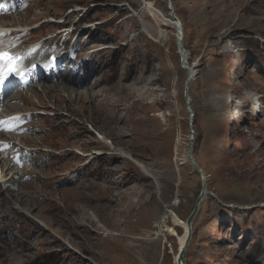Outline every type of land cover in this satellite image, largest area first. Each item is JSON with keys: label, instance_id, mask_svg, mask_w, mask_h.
Masks as SVG:
<instances>
[{"label": "rangeland", "instance_id": "rangeland-1", "mask_svg": "<svg viewBox=\"0 0 264 264\" xmlns=\"http://www.w3.org/2000/svg\"><path fill=\"white\" fill-rule=\"evenodd\" d=\"M170 1L195 69L188 103L207 191L185 264H264V102L257 117L248 114L255 94L264 97V0ZM53 19L67 28L44 24ZM169 20L168 0H30L7 21L15 30L40 26L21 37L32 62L35 45L74 29L75 62L61 60L60 76L41 86L65 84L66 64L80 63L93 67L84 86L96 87L90 99L78 87L81 98L70 104L55 86L50 99L41 86L15 97L11 112L31 113L33 130L23 139L14 132L18 142L0 162V264H175L177 238L163 230L181 235L170 215L186 221L202 184L186 159L187 73ZM84 122L112 139L114 151L98 146ZM15 153L20 161L9 158Z\"/></svg>", "mask_w": 264, "mask_h": 264}, {"label": "bare ground", "instance_id": "bare-ground-1", "mask_svg": "<svg viewBox=\"0 0 264 264\" xmlns=\"http://www.w3.org/2000/svg\"><path fill=\"white\" fill-rule=\"evenodd\" d=\"M146 7L147 8H149V11L150 12H152V9L150 8V6L148 7L147 5H146ZM151 17V16H150ZM149 17V18H150ZM153 17V16H152ZM162 21V20H161ZM163 22V21H162ZM165 22V21H164ZM167 22H169V24H171V25H173V22H172V20L170 19L169 21H167ZM168 24V23H167ZM162 25H163V23H162ZM166 25V24H165ZM164 26V25H163ZM174 26V25H173ZM182 40V39H181ZM180 44H181V46H182V43L180 42ZM183 48V47H182ZM178 50V49H177ZM178 53H179V56H180V59H181V54H180V51H178ZM185 56H186V58H185V64H186V60H187V55H186V52H185ZM83 68L84 67H81V73H80V76L79 77H70L68 80L67 79H64V78H66V75L65 76H63L62 77V80L63 81H65V84H63V83H61L59 80H60V78H58V82L57 83H53L51 86H49L48 88H47V90H48V92L47 93H44L45 95H47V99H50V98H52V97H55V95H56V93H55V90H54V86H55V88H57V92L58 93H64L65 94V97H63L64 98V100L63 101H65L67 104H70V103H72L73 101L74 102H77V101H79V98H81L80 97V94H78L76 91V89H78V87H83V88H81L82 90H83V95L85 96V98H88V99H90V90H91V87H96V83L95 82H88L85 86H84V83L86 82V76H87V74L89 73V74H92L93 73V67H88L87 68V70L85 71H83ZM191 68V71H192V74H193V78H194V75H195V72H194V67H190ZM71 75V74H70ZM98 83V82H97ZM68 86H72V87H68ZM44 88H46V87H44ZM46 90V91H47ZM80 90V89H79ZM69 94H71V96H69ZM60 96H62L61 94H59ZM94 95V94H93ZM104 95V94H103ZM83 97V96H82ZM103 97H105V96H103ZM116 97V96H115ZM17 98V97H16ZM62 101V102H63ZM54 102V101H53ZM79 103V102H78ZM108 103V102H107ZM91 104H92V102H91ZM55 105V104H54ZM105 105H106V103H105ZM58 106V105H57ZM67 106V105H66ZM70 106V105H69ZM46 107V106H45ZM71 107V106H70ZM91 107V106H90ZM93 107H94V105H93ZM103 107V106H102ZM243 107H245V104L243 105ZM69 107H67L66 109H68ZM65 109V110H66ZM70 109V108H69ZM107 110V109H106ZM107 112V111H106ZM113 113V112H112ZM111 113V114H112ZM73 115V114H72ZM104 116V115H103ZM95 143V142H94ZM133 158V157H132ZM187 159V158H186ZM188 161V160H187ZM186 161V162H187ZM189 163V162H188ZM141 164V163H140ZM144 167V166H143ZM206 191V190H205ZM207 192V191H206ZM66 196V195H65ZM142 197V196H141ZM62 201V200H61ZM68 204V203H67ZM64 209H66V214L67 215H69V213H70V211H71V208H69V207H66L65 206V208ZM83 214V213H82ZM171 220H172V223L174 224V226L175 227H179V228H181V230H182V233H181V235H177L176 233H175V230L174 229H170V228H166V230H163V232H166L167 234H170L171 236H174L175 238H177V243H178V249H177V252H176V255H175V257H174V262H175V259H176V256H177V253H178V250L183 246V244H184V241H185V238H186V234H187V225H186V222L185 221H181L174 213H171ZM165 219L167 218V217H164ZM85 221H89V220H87V219H85ZM164 223H166V220L165 221H163L162 223H161V225L162 224H164ZM161 227H163V226H161ZM175 264H176V262H175Z\"/></svg>", "mask_w": 264, "mask_h": 264}, {"label": "water", "instance_id": "water-1", "mask_svg": "<svg viewBox=\"0 0 264 264\" xmlns=\"http://www.w3.org/2000/svg\"><path fill=\"white\" fill-rule=\"evenodd\" d=\"M170 0H168V3L170 4ZM170 19L173 22V25L176 28V41H175V46L178 49V51H180L181 54V59H180V67L182 70L186 71L187 73V78L185 80V83L183 85V101L185 106L187 107V110L189 112V127L191 129L192 127V118H193V113L189 108V103H188V87L189 84L191 83V81L193 80V74L190 68L186 67L185 65V51L182 48L180 42L182 39V26L181 24L178 22V19L175 17V15L173 14L172 10L170 9ZM193 132L191 131V136L189 139V142L187 144V148H186V156H187V160L189 162V164L192 166V168L194 169L195 172H197L200 175L201 178V190H200V194L197 198V200L195 201L194 207L191 211V213L189 214V216L186 219V225H187V234H186V238L184 241L183 246L178 250L175 262L176 264H185L184 261V253L190 243L191 237H192V222L194 217L196 216L197 213V209L198 206L200 204V202L205 198V196L207 195V192L205 191V178H204V173L201 170V168L198 166V164L195 161L194 155H193Z\"/></svg>", "mask_w": 264, "mask_h": 264}, {"label": "snow or ice", "instance_id": "snow-or-ice-1", "mask_svg": "<svg viewBox=\"0 0 264 264\" xmlns=\"http://www.w3.org/2000/svg\"><path fill=\"white\" fill-rule=\"evenodd\" d=\"M21 60L22 57L0 52V83L6 80L10 74L22 75L20 72Z\"/></svg>", "mask_w": 264, "mask_h": 264}, {"label": "trees", "instance_id": "trees-1", "mask_svg": "<svg viewBox=\"0 0 264 264\" xmlns=\"http://www.w3.org/2000/svg\"><path fill=\"white\" fill-rule=\"evenodd\" d=\"M173 7V6H172ZM174 9V8H173ZM183 37H184V33H183ZM182 102L184 103V101L182 100ZM194 118H195V114L193 113V118H192V127L194 126ZM194 133V136H193V140L195 139V131H193ZM193 149H194V145H193ZM193 155H194V158H195V161L197 163V160H196V157H195V151L193 150ZM198 164V163H197ZM199 166V165H198ZM200 167V166H199ZM203 171V170H202Z\"/></svg>", "mask_w": 264, "mask_h": 264}]
</instances>
